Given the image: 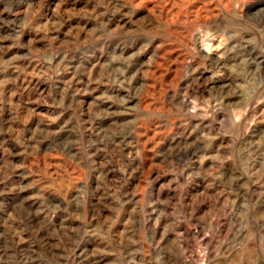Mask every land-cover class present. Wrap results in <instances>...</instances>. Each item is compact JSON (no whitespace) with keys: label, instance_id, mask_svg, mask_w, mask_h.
<instances>
[{"label":"rangeland","instance_id":"374dc122","mask_svg":"<svg viewBox=\"0 0 264 264\" xmlns=\"http://www.w3.org/2000/svg\"><path fill=\"white\" fill-rule=\"evenodd\" d=\"M0 264H264V0H0Z\"/></svg>","mask_w":264,"mask_h":264}]
</instances>
